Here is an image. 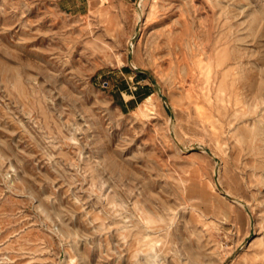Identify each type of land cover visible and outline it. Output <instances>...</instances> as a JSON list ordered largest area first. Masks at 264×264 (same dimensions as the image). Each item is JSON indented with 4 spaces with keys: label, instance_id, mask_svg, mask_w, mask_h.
<instances>
[{
    "label": "rangeland",
    "instance_id": "rangeland-1",
    "mask_svg": "<svg viewBox=\"0 0 264 264\" xmlns=\"http://www.w3.org/2000/svg\"><path fill=\"white\" fill-rule=\"evenodd\" d=\"M83 1L0 0V264H264V0Z\"/></svg>",
    "mask_w": 264,
    "mask_h": 264
},
{
    "label": "bare ground",
    "instance_id": "bare-ground-1",
    "mask_svg": "<svg viewBox=\"0 0 264 264\" xmlns=\"http://www.w3.org/2000/svg\"><path fill=\"white\" fill-rule=\"evenodd\" d=\"M142 1L143 0H138V4L141 6V3H142ZM140 18V20H139V26H141V24H140V21H141V16L139 17ZM152 96H150V97H148L147 99H146V103L147 104H151V101H152ZM172 132V131H171ZM173 134V133H172ZM174 139H175V141L177 142V144H179V141H178V139L174 136ZM214 155V154H213ZM215 156V155H214ZM219 168H216L215 169V171H214V177H213V180H214V184L217 186V187H219V188H222L221 187V181H220V175H219ZM236 202H238V203H241V204H243L241 201H238V200H236V199H234ZM252 214V213H251ZM249 215V214H248ZM250 216V215H249ZM250 218V220L252 221V222H254V216H253V214H252V216H250L249 217ZM253 229L255 230V227H253Z\"/></svg>",
    "mask_w": 264,
    "mask_h": 264
},
{
    "label": "crops",
    "instance_id": "crops-1",
    "mask_svg": "<svg viewBox=\"0 0 264 264\" xmlns=\"http://www.w3.org/2000/svg\"><path fill=\"white\" fill-rule=\"evenodd\" d=\"M59 3L65 8L67 9L68 6L74 4L76 7H81V5L84 3L83 0H58ZM125 1H134V0H125ZM135 99V97H132L131 100Z\"/></svg>",
    "mask_w": 264,
    "mask_h": 264
},
{
    "label": "water",
    "instance_id": "water-1",
    "mask_svg": "<svg viewBox=\"0 0 264 264\" xmlns=\"http://www.w3.org/2000/svg\"><path fill=\"white\" fill-rule=\"evenodd\" d=\"M163 99L165 100L164 97H163ZM173 137H174V136H173ZM207 153H208L211 157L215 158L214 155H213L210 151H207ZM224 195H225L228 199L235 201V200L232 199V197H230L229 195H227V194H224ZM242 205L245 206V204H242ZM246 210H247V213H248L250 216H252L250 210H249L248 208H246Z\"/></svg>",
    "mask_w": 264,
    "mask_h": 264
}]
</instances>
